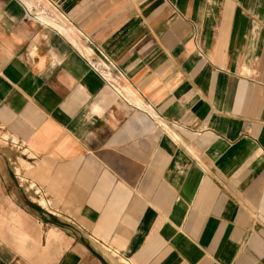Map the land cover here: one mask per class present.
Listing matches in <instances>:
<instances>
[{
    "label": "crops",
    "instance_id": "crops-1",
    "mask_svg": "<svg viewBox=\"0 0 264 264\" xmlns=\"http://www.w3.org/2000/svg\"><path fill=\"white\" fill-rule=\"evenodd\" d=\"M37 1L0 0V264H264V0Z\"/></svg>",
    "mask_w": 264,
    "mask_h": 264
},
{
    "label": "built area",
    "instance_id": "built-area-1",
    "mask_svg": "<svg viewBox=\"0 0 264 264\" xmlns=\"http://www.w3.org/2000/svg\"><path fill=\"white\" fill-rule=\"evenodd\" d=\"M30 15H33L45 25L50 26L57 32L61 33L64 28H69L72 25L70 19L60 12L58 7L53 5L51 2L44 0H38L36 5L28 7ZM45 17L49 20H53L56 24L44 21L42 18ZM91 67L98 72L102 78L111 85L116 91L122 93L125 84L129 83V78L118 70L117 66L112 62L106 54H101L99 58H93L91 54L85 56ZM117 70V73H115Z\"/></svg>",
    "mask_w": 264,
    "mask_h": 264
},
{
    "label": "rangeland",
    "instance_id": "rangeland-1",
    "mask_svg": "<svg viewBox=\"0 0 264 264\" xmlns=\"http://www.w3.org/2000/svg\"><path fill=\"white\" fill-rule=\"evenodd\" d=\"M55 24V23H54ZM70 29V30H69ZM69 29H66V32L67 33H69V31H73L74 32V30H72L71 28H69ZM74 36V35H73ZM75 39V38H74ZM3 134H1L0 133V140L3 138V136H2ZM3 140H5V138H3Z\"/></svg>",
    "mask_w": 264,
    "mask_h": 264
},
{
    "label": "bare ground",
    "instance_id": "bare-ground-1",
    "mask_svg": "<svg viewBox=\"0 0 264 264\" xmlns=\"http://www.w3.org/2000/svg\"><path fill=\"white\" fill-rule=\"evenodd\" d=\"M44 21H49L50 23H55L53 20H49V19H47V18H45V17H43L42 18ZM56 24V23H55ZM179 133V132H178Z\"/></svg>",
    "mask_w": 264,
    "mask_h": 264
}]
</instances>
